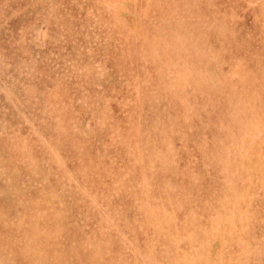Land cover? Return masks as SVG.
Returning <instances> with one entry per match:
<instances>
[{"label":"rangeland","instance_id":"rangeland-1","mask_svg":"<svg viewBox=\"0 0 264 264\" xmlns=\"http://www.w3.org/2000/svg\"><path fill=\"white\" fill-rule=\"evenodd\" d=\"M0 264H264V0H0Z\"/></svg>","mask_w":264,"mask_h":264}]
</instances>
